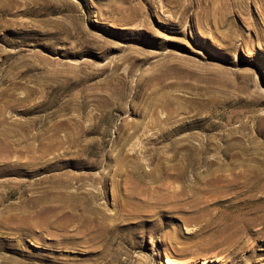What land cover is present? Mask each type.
<instances>
[{
  "label": "rangeland",
  "instance_id": "obj_1",
  "mask_svg": "<svg viewBox=\"0 0 264 264\" xmlns=\"http://www.w3.org/2000/svg\"><path fill=\"white\" fill-rule=\"evenodd\" d=\"M2 132L0 264H264V0H0Z\"/></svg>",
  "mask_w": 264,
  "mask_h": 264
},
{
  "label": "bare ground",
  "instance_id": "obj_2",
  "mask_svg": "<svg viewBox=\"0 0 264 264\" xmlns=\"http://www.w3.org/2000/svg\"><path fill=\"white\" fill-rule=\"evenodd\" d=\"M13 133V132H12ZM8 137V132H2L1 133V141H0V154L4 155V158L7 159L9 154L6 152L7 150V143L6 139ZM14 137V136H13ZM2 158V157H0ZM11 163V162H10ZM40 212V211H39ZM39 215V214H38ZM41 216V215H40ZM41 218V217H40Z\"/></svg>",
  "mask_w": 264,
  "mask_h": 264
}]
</instances>
